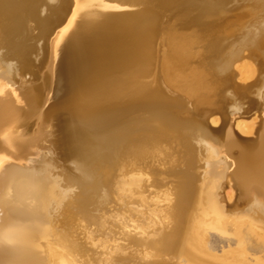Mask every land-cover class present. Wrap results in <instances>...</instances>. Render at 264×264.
<instances>
[{"label":"bare ground","instance_id":"1","mask_svg":"<svg viewBox=\"0 0 264 264\" xmlns=\"http://www.w3.org/2000/svg\"><path fill=\"white\" fill-rule=\"evenodd\" d=\"M55 1L44 0L45 6L41 11L44 12L47 8L49 14L58 16L62 8L67 6V11L75 13L77 22L73 28L63 31L55 41L56 54L61 49L62 58L61 67L58 68L61 75L60 87L55 86L53 97L60 89L65 98L55 97V108L43 112L42 116L54 121L60 129V141L57 148L51 151L55 162L60 154L59 159L62 157L63 163L69 161V165L61 163V167L58 169L55 166V169L51 164L48 166L40 163L36 166L40 169H31V165L29 169L26 165L28 153L33 151L30 148L37 145V140L32 138L20 142L6 139L28 112L41 107L40 91L47 78L37 77L32 92L21 94L19 98L14 97L15 89L0 94V135L7 132L0 136V264H96L100 260L105 261L103 254L99 258L96 255L94 260L96 252L87 249L80 239L78 240L81 243L73 239L74 233L77 234L79 230L83 233L88 231L87 224L82 222V215L95 198L105 197V184L113 177L116 168L119 171L124 168L122 171L125 174L122 172L120 177L128 178L135 172V168L133 171L131 167L136 166V162L148 157L154 160L155 154L161 150L156 146L159 143H172L182 150L183 168L177 171L175 166L169 167V172L175 177L176 186L166 191L168 204H153L156 208L151 205L147 209L144 204L149 203L146 202L144 191L135 192L130 187L135 193H131L130 200L134 206L130 207L134 209L138 204L142 209L144 206L147 212L145 216L141 215L144 217L142 220L148 217L139 227V233H132L137 225L134 223V228H131L133 231L127 232L124 237L128 245L126 249L132 244L141 246L139 248H142V254H138V257L145 261H139L138 264H264V208L248 203L241 212L229 210L220 182L231 170L239 193L246 196L255 188L260 195H264V131L257 146L258 139L243 143L236 132V139L242 150L231 166L224 159L219 160L221 158L218 159L219 162L215 161L217 164L214 163L208 168L203 164L207 159L216 158L214 151L202 144L203 139L209 140L208 130V134L210 130L219 131L212 126L211 121L218 123L213 117H220L223 123L228 124L234 121L235 127L237 121L253 120L258 115L255 113L247 119L240 115V102L233 105L238 98L247 97L248 92L228 89L225 91L229 95L223 92V101L211 104L210 97L204 94L209 81L206 83L202 79L205 84L194 82L186 84V89L179 88L186 90L194 101L191 109L180 111L173 106L176 105L175 99L167 96L159 85L154 88L145 82L156 58L155 37L157 36L160 43L167 45L166 51L169 48L165 55L166 61L176 65L188 63L190 51L184 45L189 43L186 35L174 32L175 26L182 28L190 23H197L206 10L214 8V0H142L147 5V11L138 22L129 24L116 21L114 17L107 15L98 16V13L116 9L103 3L104 0H57V4L53 5ZM39 3L40 0H0V48L6 50L5 53L0 52L1 88L13 80L12 74H15V70L26 72L34 68L29 61L34 46L22 43H25L26 38L24 32L29 29V26L26 28L27 21L35 23V29L42 36H49L46 31L51 17L37 14ZM152 7L157 8L162 16L165 12L177 10V7L180 9L179 14L163 26L157 19L159 15L148 10ZM238 19L236 17L224 25L218 21L212 23V26L232 27ZM17 30L25 37L23 41L20 40ZM38 46V49L35 48L38 50L37 68L46 56L43 55L45 46ZM219 47L217 49L221 55L222 47ZM204 50H207L206 47H203V52ZM50 68L54 69L51 66ZM252 76L248 75L247 78L251 79ZM212 79L214 82H222L224 89L229 86L226 75H214ZM253 90L256 93L257 89ZM236 92L240 95L237 96ZM254 98L252 103L260 107L264 123V105L255 96ZM149 101L157 104V109L152 110V113L136 107ZM242 121L239 128L244 133L252 134L254 130H250L248 123ZM192 129H197L195 146L189 133ZM229 142H232L230 138ZM197 158L199 162L203 161L200 172L195 170L196 164L199 165ZM125 164H129L130 170L129 167H122ZM102 165L105 168L104 172L101 171L102 175H95V168ZM143 169V173L147 170L155 178L160 174L153 167ZM126 182L129 184V180ZM157 184L159 185L154 180L153 186ZM131 185L133 186L132 182ZM254 194L256 198L257 193ZM255 201L257 200L252 202ZM128 210L127 213L130 212ZM136 222L138 223L137 218ZM217 243L219 244L216 245ZM110 252L106 256L111 259ZM159 252H164L169 260L164 259L161 253L163 260H158ZM151 253H155L152 256L158 258L149 263ZM125 259L127 257L121 256L122 261Z\"/></svg>","mask_w":264,"mask_h":264},{"label":"rangeland","instance_id":"2","mask_svg":"<svg viewBox=\"0 0 264 264\" xmlns=\"http://www.w3.org/2000/svg\"><path fill=\"white\" fill-rule=\"evenodd\" d=\"M206 1L207 2H209V1L213 2V0H206ZM102 2L109 5V6H112L114 8H119V6L115 2H112L111 0H106V1L104 0ZM216 2H217V0H216ZM216 2L214 0V2H213L214 8L206 10L205 13L201 16V19L197 23H190L189 25L191 27L189 25L182 27V28L179 25H178L179 27L175 26L174 32L179 33L180 35H184V36L186 35V39H187L186 41H187V43H189V44L184 45L190 51V54H189L190 60L188 61V63L183 64V65H176V64H173L169 61H166L165 55L168 54L169 48L166 51L167 45H163L164 43H162V42L160 43V40L158 38L155 41V49L157 50L156 51V58H155L154 62L151 64L150 68L152 70L150 69V72H148V74H150V75L147 74L146 79H145V76H143V78L145 79L146 83H149V85H151L154 88L158 87V84H157V81H158V82L162 83V86H164L170 90L173 89L172 91L179 94V96L172 97L175 99L174 103H176V105H173V106L177 107V110H180V111L187 110L188 108H186V107H189L190 103L193 101L186 90H184V89L179 90V88H181V87L185 88L187 86L186 84H190V83H194V82L204 83L206 80V83H207L209 81L208 84H206V90L204 91V94L207 95L208 97H210L211 104L215 103L217 101H223L224 100L223 92L226 93V91H228V90L223 91L225 85L219 81L214 82L213 81L214 79H212V76L226 74L225 72H227V69H228V71L234 70L237 74H239V82L246 83V82L254 81L255 82V86H254L255 88L254 89H257V91L255 93V90H254V92L251 93L250 95L255 96L256 99L260 102V104L264 105V87H263L264 86V55H263L264 54V0H218V2L217 3ZM39 5L41 7L38 6L39 10L37 9V14L41 15L42 13H44L41 11V8L42 7L44 8V6H45L44 0L43 1L40 0ZM231 6L236 7L235 12L234 11L231 12L233 14L235 13L234 14L235 17L233 16L228 21H232V20L236 19V17L239 18L238 21L232 27H229V26L213 27L212 23L219 21V19H218L219 7L221 9V14L224 15V14L228 13L227 10ZM178 9H180V7H177V10L173 9L174 11L172 10L171 14H175V15L177 14L178 15L179 14ZM148 10H150V12H154V13L159 15V12H158L157 8H155V7H152L151 9H148ZM160 17H162V15H159V18H157L158 21H160ZM165 18H166L165 16L162 17V20H165ZM30 22H32V21H30ZM30 22L28 23V21H27V23H26V25L28 24L26 26V28L29 26V29H27V31H26L27 33L24 32L26 38L23 36V34L20 32V30L19 31L17 30V32H19V34L18 33L17 34L19 36H21V37H19L20 40L21 39L24 40V38H25V43L23 40H21V41H23L22 42L23 44L28 45V43L26 42L28 39H30L29 42L35 44V45H32V46H34V49L31 51L32 56L37 54L38 50H36V49H38V47H39L38 45L43 44V46H45L43 55L44 56L46 55V56L43 57L44 59H42L40 62V64H42V63L43 64L42 65L39 64L38 67L40 69L37 67H34V68H32L26 72H21L19 70H15L13 72L15 74H12V78H13V80L15 79V81L12 80L11 82H8L7 84L5 83L2 86V88L0 87V94L4 93L6 91H12L13 89H15V92H13V93H15L14 97L17 96L19 98V96L21 94L31 93L32 89L35 88V87H33L34 86L33 84L35 83V81L37 82V80H36L37 77L45 76V78H47L45 80L46 84L40 91V97H41V102H42V103H40L41 107L39 106L40 108H38L34 111H31V113L28 112L26 117L24 118V120L18 124V126L16 127V130L13 131L11 134H9L6 139H7V141H8V139H12V140L15 139V140H18L20 142L28 141L32 138L36 139L37 145H34L30 148V150H33V151H31L33 155L31 154L30 150H29L30 154L28 153L29 161L27 159V162H26L27 164L25 163L27 165V167L29 168L31 165L33 167L31 169H35V170L37 169L38 170L40 168H36V166H38L40 163H43L44 165H48V166H50V164H51V167L54 166L53 168H55V166H58L56 168L59 169V166L61 167L62 164L66 165V163L69 162V161H67V162L63 163L62 157L59 159V156H61L60 154H58L57 161L55 162V160L52 156L53 152H51V151L53 149L57 148V145L60 141V137H61L60 129L57 126L58 124L54 123V121H52V120H48V119L44 118L42 115H43V112H46V110L44 111V106L49 102L50 98L53 96V90H54L55 86H57L58 88L60 87L61 75H59L60 70H58V68L60 69V67H61V61L60 60L62 58L61 57L62 55L60 54L61 49L59 50L58 54H56L55 41L59 38V36H61L63 34V31L68 30L71 27L72 28L74 27V25L77 22V18H76V15L74 12H72V11L69 12L68 16L63 21L64 23L62 22L60 24L61 26L59 25L58 29H56L57 32H53L48 37L42 36L41 33H39L35 29V23H33V22L30 23ZM179 28H180V30H179ZM39 34H40V36H39ZM42 37L45 39H42ZM45 40L47 42H45ZM42 41H44V42H42ZM31 43H29V44H31ZM47 43H48V45H47ZM203 47H206V49H207L206 51L204 50V52H203ZM217 47H219V48L222 47L221 48L222 49V54H221L222 56L219 55L220 51L217 49ZM3 51H4V48H3ZM201 51H202V53H201ZM165 52H167V53H165ZM255 53H259L261 58H259L257 55H255ZM259 59H261V60H259ZM155 61L158 63H156ZM55 64H57L56 67H55ZM228 65H231V66H229V68H228ZM50 66L54 67V69L50 68ZM171 67H172V69H171ZM153 68L155 69L154 71H153ZM166 69H168V70H166ZM169 69H170V71H169ZM171 71H172V73H171ZM29 74L31 75L32 80L30 82H26V78L29 77ZM161 74H162V76H161ZM178 74L180 75L181 78L178 77L179 76ZM157 75H159V76H157ZM248 75L249 76L253 75V76L251 77V79H248L247 78ZM175 76L177 78H179V80ZM199 76H200V78H199ZM202 79H204V80H202ZM180 80H182V81H180ZM201 80L204 82H202ZM175 81H176V83H175ZM236 94H237V96L240 95L239 92H236ZM260 94H262V95H260ZM226 95H229V94L226 93ZM54 96L65 98V94L63 92H61L60 89H59V92ZM17 101H16V103H18ZM239 102H240V105L242 107L246 105V99L244 97L238 98L237 102H234L233 105L235 103H239ZM184 103L186 104V107L183 106ZM169 104H171V103H169ZM139 105H141V106H139ZM155 105H157V104L149 101V102H145L144 104L143 103L138 104L136 107H141L143 111H146L148 113H152L153 112L152 110H155V108L157 109V107ZM234 107L235 106H233V108ZM53 108H55V106L50 107L47 111H50ZM37 113H39V114H37ZM213 118L216 119L218 123L214 124L211 121L212 126L216 130H219V131L210 130V132L208 134V131H209L208 130L207 135L209 137L208 141H210V142L208 143L207 140L203 139L202 144L205 148L212 149L215 153L214 157H216V158L213 160L212 159L205 160L203 164H204V167L206 166V168H208L210 165H212L214 163L217 164V162H215V161L219 162V160L223 161V159H224V161H227L230 164L229 166H231V163L237 157H239L240 151L242 150V147L240 146V144L238 143V141L236 139V132H238L239 134H242L244 136L255 137L254 132L257 131L258 128L261 129L262 126L264 125L263 120L259 119L258 115L255 118H253V120L252 119L251 120H243V121L241 120L242 122L248 123V126H250L249 127L250 130L251 129L254 130L253 133L251 134V133H244L239 128L238 125H239V123H241L240 120L236 122L235 127H234V125H233L234 121H232L230 124H228V123H223L221 121L220 117H213ZM247 119H249V118H247ZM186 120H188V119H186ZM53 124H54V126H53ZM217 125H219V126H217ZM263 131H264V126L262 128V131L260 132V136L258 138V143L256 144V146L259 145V143L261 142V137H262ZM6 133L7 132L1 134L0 136L2 137ZM189 133L191 134V136L193 138L192 143L195 146L197 143V141L195 140V137L197 135V129H192L189 131ZM192 133H194V134H192ZM229 138H230V140H232V142H229ZM235 141H237V142H235ZM228 143H230L229 146L227 145ZM234 144H236L238 148ZM174 145L175 144H172V143H171V145L167 144V143L157 144L156 145L157 148H159V150L161 148V150L155 154L154 160H152L150 157H148L149 159L145 158V160H144V158H143L141 161L136 162L138 164H136V166H134V167H131V170H133V168H135V172H133L134 171L133 170L132 171L133 175L129 176L128 178H126L124 176L120 177L122 175V172H124L123 174H125V171H122L124 168H121V171H119L116 168L113 172V177H111V179L112 178H114V179H112V180L110 179L108 182H110V181L111 182L110 183L107 182L105 184V186L107 185L106 186L107 188L105 187V189H106L105 197L104 198L97 197V199L95 198L93 200L95 203L93 201L91 202L94 205L91 203L88 204V206H90V207L87 206L88 209L86 208V211H85L86 213H84L85 215H88V216H85L84 214L82 215V216H84L83 217L84 219L82 218L83 219L82 222L85 221V223L87 224V227H88V231H87V233H83L82 230H79L78 231L79 234L74 233L73 239H77V240L80 239V241H82L87 246V249H89L91 252H94V253L96 252L95 254L93 253L94 254V260L96 257L97 258L101 257L103 254L105 261L100 260V261H98V263L104 262V264H111V263H113V264H136L137 263L138 264L139 261L140 262L145 261L144 259L140 260V258L138 257L139 255L142 254L141 253L142 248L141 249L139 248L141 246H138L136 244H132L131 246H129L126 249L125 247L128 245H127L124 237H125L127 232L133 231V229L131 230V228L132 227L134 228L133 225H135V224H137V225H135L136 228L134 229V231L132 233L137 234L140 232L141 228L139 229V227H141V224L144 223L145 220H147V218H148V217H145V219L142 220L143 216H141V215L145 216V213L147 212V210H145L146 206H147L146 208L149 209V207H151V205L153 207H155L153 204H157V205L161 206V205H165V204L169 203V200H168L169 197L166 194V191L169 188L176 186V181L174 179L175 177H174V175L171 174V172H169V169H170L169 167L175 166V169L177 168V171H179L181 168H183V161H184V158H183L184 154H183V152H181L182 150L177 149V146L176 145L174 146ZM3 147H5V146H2V148ZM6 147H7V145H6ZM230 147H232V148L229 149ZM219 156H221V157H219ZM219 158H221V159H219ZM146 159H148V161ZM196 162L197 163L199 162L198 158H197ZM202 162L203 161H200L199 165L196 164V169H195L196 172H200L202 170L200 168V165L202 164ZM173 164H175V165H173ZM68 165H69V163H68ZM151 166L153 167V169L156 168L158 171H160L159 176L157 175L158 177L156 176V178H155V175L149 174L147 170H145V172L143 173V171H144L143 168L148 167L150 169V168H152ZM122 167H125V168L129 167V164H125ZM141 168H142V170H140ZM104 170H105V168L103 165H102V167H96L95 168V175H102ZM129 170H130V167H129ZM101 171H103V172H101ZM230 171L231 170H229L227 172V174H229V175L226 174V177L223 178V180L221 179V181H220L221 186H222L221 192L224 195L225 199L227 200V202L225 204L228 206V209L230 208L229 210H231V211H237L238 210L239 212H241L242 210H244V207L248 203L249 204H258L264 208V195H262V194L260 195V193H258V191L255 188H252L250 193H247L249 195L243 196L242 193H239L240 190H239L237 184H235L236 181L231 176ZM116 175H117V177H116ZM123 177L126 178V180H123V182H122L121 180L124 179ZM119 180L122 183L119 182ZM128 180H129V184L126 182ZM130 180H131L133 186L131 185ZM154 180H156L157 183H159V185L157 184V185L153 186ZM110 184H111V186L112 185L113 186L111 187ZM130 187H131V189H133V191L135 190V192L136 191L138 192V190H140L139 192L144 191L143 194H144V196L147 197L146 202H148L149 204L145 203L144 204L145 207L143 206V208L141 209L142 206H140L138 204L135 205L134 209L139 211V213L138 212L136 213V211L131 208L132 206H134V204H132V202L130 200V198L132 196L131 193L133 192L130 190ZM107 190H108V192H107ZM129 190H130V192H129ZM255 192L258 194V195L256 194V198L254 197ZM240 194H242V199L239 198V197H241ZM135 196L138 197L139 195H135ZM243 197H244V199H243ZM253 200H257V201L252 202ZM261 203H263V204L261 205ZM126 204H128V205H126ZM124 205H126V206L124 207ZM137 205L140 206V208ZM127 206H129V207H127ZM128 209H132L134 211L131 212L132 210L130 211ZM127 210L130 212L127 213ZM142 210L143 211L145 210V211L142 212ZM119 213H121V214H119ZM132 213L136 216H134ZM129 215H131V217H133L134 219L131 218ZM138 215L141 216L140 219H139ZM128 216L130 219L128 218ZM146 216H148V213L146 214ZM136 218L138 219V223L136 222ZM131 222L133 224H131ZM128 224H130V225H128ZM125 230H127V231H125ZM166 231H168V229ZM75 235H76V238H75ZM151 239L154 240L155 238H151ZM100 240H101V242H100ZM152 240H150V241H152ZM77 242L81 243V242H79V240ZM106 242L108 243V245H106L107 244ZM218 244L219 243H217L216 245H218ZM116 245H118V246L116 247ZM123 245H125V246H123ZM107 247H108V249H107ZM113 248H115V250ZM112 249L114 252L112 251V253H111L110 251ZM118 250H120L119 252L123 253L124 257H127V259L122 261L121 256H123V255L120 254L119 252H117ZM122 250L123 251L127 250V252H125V251L122 252ZM106 251L110 252L112 254L111 259L107 258V256H106L107 252ZM160 253L164 255V252H159L158 257H160V259L158 257H156V258H158V260H163V258L167 260L169 258V257L168 258L165 257L166 255H164V257L162 255V257H163L162 258ZM152 254L154 255L155 253H151V256H152ZM106 258L110 259V260H107ZM156 258H154V256H152V258L148 262L150 263L151 261H153ZM92 260L93 259H90L91 262H95ZM98 263L96 262V264H98Z\"/></svg>","mask_w":264,"mask_h":264},{"label":"water","instance_id":"3","mask_svg":"<svg viewBox=\"0 0 264 264\" xmlns=\"http://www.w3.org/2000/svg\"><path fill=\"white\" fill-rule=\"evenodd\" d=\"M112 2H115L119 8L116 9H112V10H107L105 12H103L102 14L98 13V16L100 15H107L108 17H114L116 19V21H120L122 23H135L139 21V18L141 19L143 14L145 13V11H147V5L145 4L144 1L142 0H111ZM57 0L54 2L53 5L57 4ZM49 7V4H48ZM67 6H64L61 10V12L59 13L58 16L55 15H51L49 14V9L46 8V10L44 11V13L40 16L42 17H51V22L47 28L46 33L48 35H51L57 28L58 26L66 19V17L68 16L69 10L67 11ZM236 10L235 6H231L230 8H228V14H221V9L219 7V21L220 24L224 25L228 22V20L233 17V11ZM174 15L175 14H171V12H165L163 14L162 17H166L165 20H162V17H160V22L163 25H167L169 22H171L174 19ZM61 19V21L59 20ZM37 30V29H36ZM157 39V36L155 37L154 40V46H155V41ZM22 40V39H21ZM30 39H28L26 42L27 43H31L29 42ZM32 45H35L33 43H31ZM3 48H0V52L1 53H5L6 50H1ZM5 49V48H4ZM255 55H257L259 58H261L259 53H255ZM39 56V55H38ZM37 58L36 55L32 56L29 55V61L31 62V65H33V67H37ZM261 60V59H259ZM230 66V65H229ZM228 66V68H229ZM228 70V69H227ZM129 70H127L128 72ZM227 76L228 77V83L229 86L227 88H225L224 90H240V91H245L248 92V96L244 97L246 99V105L244 107H242L240 115H242L245 118H250L252 117L255 113H257L260 117V119H263L262 113H261V109L258 105H254L252 103L253 100H255L254 96H251L250 94L254 92V86H255V82L254 81H250V82H246V83H242L238 81V75L234 70L231 71H227L226 74H222V76ZM220 76V75H219ZM31 79V75L29 74V77L26 78V82H30ZM157 84L161 87L162 91L169 97H176L179 96V94L175 93L174 91L162 86L161 82L157 81ZM56 99L55 97H51L49 102L44 106V110H48L51 106H53V104L55 103ZM194 106V101H192L189 105V107H186V104L184 103V107L191 109ZM259 128L257 129V131L254 132L255 137H249V136H244L242 134H238V138L240 140H242L243 143L246 142H251V141H256L259 136H260V132H259ZM77 188V187H76Z\"/></svg>","mask_w":264,"mask_h":264}]
</instances>
